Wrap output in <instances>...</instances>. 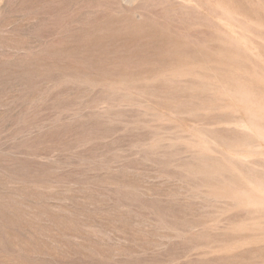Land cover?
I'll return each mask as SVG.
<instances>
[{"label":"rangeland","instance_id":"374dc122","mask_svg":"<svg viewBox=\"0 0 264 264\" xmlns=\"http://www.w3.org/2000/svg\"><path fill=\"white\" fill-rule=\"evenodd\" d=\"M0 264H264V0H0Z\"/></svg>","mask_w":264,"mask_h":264}]
</instances>
